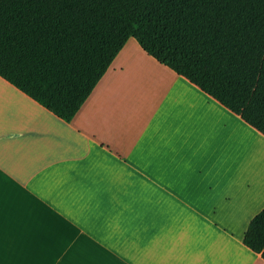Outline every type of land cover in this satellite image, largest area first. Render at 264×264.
I'll use <instances>...</instances> for the list:
<instances>
[{
    "label": "crops",
    "instance_id": "0c3cea01",
    "mask_svg": "<svg viewBox=\"0 0 264 264\" xmlns=\"http://www.w3.org/2000/svg\"><path fill=\"white\" fill-rule=\"evenodd\" d=\"M264 135L130 38L71 121L0 76V264H264Z\"/></svg>",
    "mask_w": 264,
    "mask_h": 264
},
{
    "label": "trees",
    "instance_id": "16d2710c",
    "mask_svg": "<svg viewBox=\"0 0 264 264\" xmlns=\"http://www.w3.org/2000/svg\"><path fill=\"white\" fill-rule=\"evenodd\" d=\"M130 38L264 135V0H0V76L66 121Z\"/></svg>",
    "mask_w": 264,
    "mask_h": 264
}]
</instances>
